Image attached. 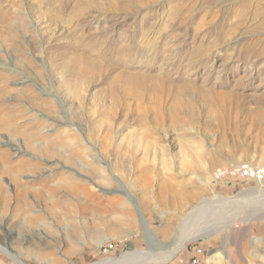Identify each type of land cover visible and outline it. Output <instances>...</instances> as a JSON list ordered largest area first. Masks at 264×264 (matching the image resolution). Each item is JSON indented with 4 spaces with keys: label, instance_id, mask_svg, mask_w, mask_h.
Listing matches in <instances>:
<instances>
[{
    "label": "rangeland",
    "instance_id": "374dc122",
    "mask_svg": "<svg viewBox=\"0 0 264 264\" xmlns=\"http://www.w3.org/2000/svg\"><path fill=\"white\" fill-rule=\"evenodd\" d=\"M256 179L264 0H0V264H264Z\"/></svg>",
    "mask_w": 264,
    "mask_h": 264
},
{
    "label": "bare ground",
    "instance_id": "6f19581e",
    "mask_svg": "<svg viewBox=\"0 0 264 264\" xmlns=\"http://www.w3.org/2000/svg\"><path fill=\"white\" fill-rule=\"evenodd\" d=\"M53 120H56V121H58V120H61L60 119V117L58 116V114H56V113H54V116H53ZM61 125H63L64 126V129L63 130H65V134H67V135H69L70 136V139H69V142H71V144H75L76 142V140H78V133L77 134H73V131H76L74 128H72L71 127V123H68L67 122V124L66 123H63V121L62 122H59ZM53 126V125H52ZM137 134H138V132H134L133 133V135H132V137H133V140H132V142L133 141H138V140H136L135 139V137L137 136ZM135 136V137H134ZM78 143V142H77ZM80 144V143H79ZM43 145L39 148V150H41V151H43V152H47L48 150H47V148H45V147H43ZM79 147V146H78ZM77 147V148H78ZM76 148V149H77ZM80 150V149H79ZM39 152V151H38ZM133 152V151H132ZM135 152V151H134ZM40 154V153H39ZM246 168H247V166H246ZM105 177V176H104ZM255 178H260V177H258V176H256ZM68 179V178H67ZM66 181V180H65ZM73 181V180H72ZM256 181H257V185H258V193L259 192H264V183H263V181H260V180H258V179H256ZM105 185V184H104ZM106 185H108V182L106 183ZM76 188H77V190L78 191H75L77 194L79 193V197H78V201H77V203H76V206H73L74 208H76V209H80L81 208V206H82V210H81V212H83V211H86L87 209H90V211H91V215L92 216H95V215H99L100 217H99V219L97 220L98 221V225H103L104 227H105V222H106V220H105V216L103 217V212H106L107 211V208L109 209V205L111 204V202L112 201H104V200H102V202L100 201H98L99 203H93V206H91V202H93V200H91L90 198H89V196H90V194L87 192V191H85V190H88L87 188H86V185L84 184V183H78V186H75ZM71 190V189H70ZM72 191V190H71ZM24 192V191H23ZM6 193H7V190H0V196H1V194H3V196L4 195H6ZM42 193H44V195H46V197L48 198V199H50V194H49V191H42ZM257 194V193H256ZM22 195V194H21ZM127 196V197H126ZM126 196H124V197H126L127 199H125V201H123V202H121V204H123V206L125 207V209H127L126 210V212H125V215L130 219V220H135L137 217H136V210L134 209V207L133 208H129V203H128V195H126ZM41 197V196H40ZM52 198V197H51ZM130 198V197H129ZM50 201V200H49ZM85 201H90V203H86ZM104 201V202H103ZM222 202V201H221ZM24 203H25V206H28V203L25 201V199H24ZM131 204H132V202H131ZM220 204V203H219ZM56 205V204H55ZM55 205H53V204H51L48 208H50L51 210H55ZM113 205V204H112ZM132 205H134V204H132ZM46 207H47V205H46ZM45 207V208H46ZM135 208H136V206H135ZM70 209H72V208H70ZM112 209V208H111ZM109 212H110V209H109ZM67 214V213H66ZM84 214V213H83ZM93 214H95V215H93ZM57 215V214H56ZM74 216V215H73ZM83 216V215H82ZM40 217V216H39ZM41 218V217H40ZM93 218V217H92ZM103 218V219H102ZM84 221V220H83ZM82 220H81V217H80V219H79V221H78V223L79 224H81V225H86L85 224V222H83ZM107 224V223H106ZM66 225V224H65ZM237 225V224H236ZM119 226H121L120 224H119ZM103 228V227H102ZM132 228V227H131ZM115 229V228H114ZM107 230V229H106ZM96 231V230H95ZM95 231L94 230H90V231H86V236L87 237H92L93 235H95L96 233H95ZM108 231H110V229L108 230ZM116 231V230H115ZM74 234H75V236H76V233L74 232ZM107 235V234H106ZM105 235V236H106ZM98 236V235H97ZM99 236H104V234H101V235H99ZM117 236H119L118 235V233H117ZM104 242L105 241H98V242H96V244H95V246H96V248H99L102 244H104ZM185 244H186V240H182V241H180V242H177V244L174 246V247H169L170 249L169 250H167V252H165V253H163V256H160L159 257V259L158 258H156V259H154V256H148V257H143V254L142 253H135V254H133L132 256H127V257H125V256H123V258L120 260V261H118V262H122L123 260H126V261H128L129 263H130V261H141V258H144V260H142L143 261V263L141 262H139L138 264H156V263H158L160 260H163V259H167V258H170L171 256H173L178 250H180L182 247H184L185 246ZM79 252V251H78ZM93 253V252H92ZM87 257V256H86ZM85 257V258H86ZM146 260V261H145ZM115 260H106V261H104V262H102V261H100V262H97V261H91V262H89V263H87V264H110V263H112V262H114ZM53 262H54V264H62L60 261H58V259H56V258H54L53 259ZM117 262V261H116ZM71 264V263H70Z\"/></svg>",
    "mask_w": 264,
    "mask_h": 264
},
{
    "label": "built area",
    "instance_id": "2783aa9c",
    "mask_svg": "<svg viewBox=\"0 0 264 264\" xmlns=\"http://www.w3.org/2000/svg\"><path fill=\"white\" fill-rule=\"evenodd\" d=\"M243 173H244V175H253L254 176V178L256 177V176H258V177H260L261 176V174H260V172H253L251 169H247V168H245L244 170H243ZM261 178V177H260Z\"/></svg>",
    "mask_w": 264,
    "mask_h": 264
}]
</instances>
